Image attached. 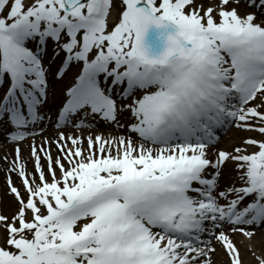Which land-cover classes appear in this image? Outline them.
Instances as JSON below:
<instances>
[{"label":"snow or ice","instance_id":"snow-or-ice-1","mask_svg":"<svg viewBox=\"0 0 264 264\" xmlns=\"http://www.w3.org/2000/svg\"><path fill=\"white\" fill-rule=\"evenodd\" d=\"M232 128L254 135L218 147ZM0 136L18 205L0 264H217V244L244 264L234 234L264 233V0H0Z\"/></svg>","mask_w":264,"mask_h":264},{"label":"bare ground","instance_id":"bare-ground-1","mask_svg":"<svg viewBox=\"0 0 264 264\" xmlns=\"http://www.w3.org/2000/svg\"><path fill=\"white\" fill-rule=\"evenodd\" d=\"M233 132L236 139L247 135L246 133L237 130H234ZM229 140L230 136L227 132L224 137L221 138V142L218 147L230 149L232 147V143H229ZM29 143L30 141L21 142L20 146L23 149L22 155L24 161L27 163L29 174H32L34 172V161L30 158ZM15 147V144L6 142L3 136H0V210H2L6 215H10L18 207L14 196L9 193L6 182L8 175L7 170L11 166V161L15 159ZM214 150L215 149H213L212 151ZM53 154H57L55 146H53ZM5 156H7V160L4 159ZM11 175L16 186L21 187V178L16 173H12ZM234 239L241 249L244 264H257L255 257L249 250V246L255 249L257 255L261 254V252H264V233H258L252 241H248L240 234L235 235ZM216 247L218 248V250H220V255L215 257L217 264H228L227 256L223 253L222 249H220L219 244H217Z\"/></svg>","mask_w":264,"mask_h":264},{"label":"rangeland","instance_id":"rangeland-1","mask_svg":"<svg viewBox=\"0 0 264 264\" xmlns=\"http://www.w3.org/2000/svg\"><path fill=\"white\" fill-rule=\"evenodd\" d=\"M231 131H232V130H231ZM243 133H246V132H243ZM252 135H253V134H252ZM234 136H235V135L233 134V140L236 139V137H234ZM245 136H250V134L245 135ZM233 140H232V141H233ZM214 152H215V151H213V153H214Z\"/></svg>","mask_w":264,"mask_h":264}]
</instances>
